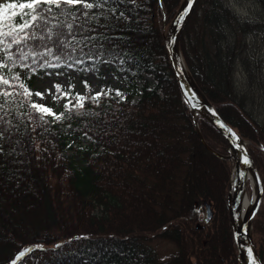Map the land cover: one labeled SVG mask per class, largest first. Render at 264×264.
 I'll list each match as a JSON object with an SVG mask.
<instances>
[{"label": "trees", "instance_id": "obj_1", "mask_svg": "<svg viewBox=\"0 0 264 264\" xmlns=\"http://www.w3.org/2000/svg\"><path fill=\"white\" fill-rule=\"evenodd\" d=\"M168 1L136 0L135 5L122 6L132 19L120 21L124 37L120 44L134 57L125 64L115 63L123 72L125 84L118 88L126 99L116 95L117 88L102 86L104 92L111 89V95L99 98V104L86 101L87 113L46 124L43 131L37 128L35 133L24 129L23 125L31 122L23 118L21 132L4 145L16 151L0 154V264L10 263L23 247L17 240L26 236L33 244H44L42 250H57L59 247L52 246L59 243L66 248L56 259L30 264L118 263L120 252L134 255L137 250L144 253L142 264H240L227 222L225 191L218 206L206 190L210 183L197 177L205 151L167 60L165 27L180 0ZM248 1L256 9L253 16L244 18L228 0H197L182 30L179 48L195 84L219 115L241 136L251 139V134L256 137L257 133L264 138V123L254 114L258 100L264 118V51L260 52L264 0ZM3 2L7 0H0ZM130 65L132 70L125 71ZM237 67L244 77L242 86L236 83ZM47 70L29 75L27 68L11 64L0 68V74L9 79H13V71L19 74L11 84L16 89L13 95H19L25 91L21 83L32 90L36 77ZM144 74L152 75L154 83ZM87 89L85 94L90 95ZM61 92L75 93L61 87L56 95ZM23 99L9 101L8 110L16 120L21 117L11 105H19ZM68 99L76 98L64 101ZM64 105L58 112L65 111ZM19 111L30 109L23 106ZM198 119L204 139L208 142L210 129L225 146L219 149L225 154L224 137L202 117ZM84 132L89 133L86 142L81 139ZM37 144L41 147L38 154ZM210 158L214 166L220 162L226 169V161L213 155ZM60 181L64 187H59ZM202 198L212 209L210 224L204 221ZM194 220L193 226L189 225ZM157 230L156 236L177 244L176 253L166 260H158L153 250L133 242L143 239L141 233ZM81 233L88 238H79ZM252 239L264 263V231L257 236L252 231ZM91 249L101 252L99 262L81 258ZM18 264H24L23 260Z\"/></svg>", "mask_w": 264, "mask_h": 264}, {"label": "snow or ice", "instance_id": "obj_2", "mask_svg": "<svg viewBox=\"0 0 264 264\" xmlns=\"http://www.w3.org/2000/svg\"><path fill=\"white\" fill-rule=\"evenodd\" d=\"M162 2V0H161ZM127 3L135 5L136 0H7L0 3V68H10L11 64H16L20 68H27L29 75L36 73L38 69L46 68H79L85 65L86 61H99L100 63H120L125 64L132 61L134 57L129 50L121 47L120 41L123 40V29L119 27L120 21H129L132 18L125 14L122 7ZM194 0H186L187 6L182 9L180 19H183L192 8ZM142 6V5H137ZM112 25H116L115 28ZM119 29V31H117ZM174 39V38H173ZM103 57H112L111 60ZM7 58V63L5 62ZM29 61L30 64H26ZM96 69V64L90 65ZM133 66L125 69L132 70ZM82 70H88V66ZM52 75V72L46 73ZM61 75V72L54 73ZM19 74L13 71V79L6 78L0 74V84L8 87H0V154L9 155L15 152V147L5 148L6 143H12L14 134L21 132L23 118L30 123L23 125L28 133H35L39 128L44 130L46 124L55 123L61 120H70L73 116L83 115L88 112L85 102L92 100L99 104L102 96H110L111 89L104 92L100 91L86 95L81 92H61L64 97L75 96V101L68 99L65 101V111L56 112L47 104L38 103L31 99L32 90L23 83L21 87L25 91L19 95H13L16 89L11 87L13 80ZM86 88H90L87 80H84ZM69 88L73 85L69 84ZM57 90L61 85L56 84ZM116 95L120 99H126L122 90L115 89ZM37 96L43 93L37 91ZM20 104H12L16 108V120L9 111V101L19 99ZM27 106L30 111L20 112L19 108ZM39 115H33L32 113ZM93 115L95 113L93 112ZM12 117V118H8ZM52 119H49V118ZM70 126V125H69ZM91 131V129H89ZM88 136V132L83 133ZM90 139L93 137H89ZM15 144H20V139L15 140ZM39 149V144L36 145ZM264 148V145H261ZM244 162L251 164L250 157L245 154ZM257 181L261 177H255ZM79 238L87 239L88 234L81 233ZM71 239V238H70ZM60 245H53L58 248ZM43 248L44 245H36ZM29 249H25L27 252ZM252 248L248 249L250 264H256L255 257L252 255ZM15 264V261H10Z\"/></svg>", "mask_w": 264, "mask_h": 264}, {"label": "rangeland", "instance_id": "obj_3", "mask_svg": "<svg viewBox=\"0 0 264 264\" xmlns=\"http://www.w3.org/2000/svg\"><path fill=\"white\" fill-rule=\"evenodd\" d=\"M171 1L172 0H169L168 4L171 3ZM183 1L184 0H180L179 6L182 4ZM228 2L231 4L232 9L238 15H240L241 17H244V18L248 17V16H253L252 13L254 14L255 9H256L255 5L253 3H251V1H248V0H228ZM179 6H178V8H179ZM178 8H177V10H178ZM168 26H169V24L165 27V34H166ZM165 34H164V36H165ZM261 49L262 50H260V52L263 53L264 44L261 45ZM93 63L96 64V68H98V71H96V69H93L90 67V65H92ZM86 66H88V70H86V71L82 70ZM236 69H237L236 83L238 84V86H242L244 84L243 74L239 71L240 68L237 67ZM48 72H52L53 74L47 75L46 73H48ZM56 72H61V75H58V76L55 75L54 73H56ZM144 77L147 79V81H149V83H154V78L152 75L144 74ZM84 80H87L88 84L90 85V88L87 89L89 91L90 95L93 92L100 91L102 86H105V88H107V87L118 88L120 86H124V84H125L124 79H123V72L117 68L115 63H112V62L100 63V62H96V61H86L85 65H82L79 68H73V69L66 68L64 71H62L61 68H48L47 71L42 72L40 75H38L36 77V79L34 81V84L32 86L31 99L35 100L38 103L47 104L48 106L52 107L54 109V111L58 112V111H60V108L63 105L66 97H64L62 95H60L59 97H56V91H57L56 84H60L61 87H63L64 90L67 91V90H69L68 86L71 83V85H73V87H71V89L73 91L81 92V93L85 94V88L86 87H85V84L83 83ZM37 91L43 93V95L37 96L35 94ZM259 102L260 101H258V100L256 101V105H255L256 107L254 106L255 107L254 108L255 109L254 114L259 121L264 123V118H263V114L261 111L262 108H261ZM190 114H191V112H190ZM191 116H192V114H191ZM197 116H198L197 118H195V117L193 118V116H192L193 122H194L193 125H194L195 132H196L195 122L197 123V127L200 131V126L198 125L199 124L198 123L199 115H197ZM208 130H209V132L207 133L208 142L204 139V137L200 131V133H201L204 141L206 142V144L213 151H215L219 154H222V155H227L228 154L227 153L228 152L227 141L225 140L227 143V146L225 148V154H224L221 152V150L219 151V149L223 148L225 146L220 144L219 138L216 137L214 135V133L211 132L210 129H208ZM258 134L259 133L256 134V137L253 134H251L253 140H251L252 138L250 139V138L243 137L240 134L239 135L241 136V138L243 139V141L245 142V144L247 146V149L251 155V158H252L253 163L255 165V168L259 174V177H261L262 186L264 187V148L261 147V145H264V138H262V136H260ZM196 135H197V133H196ZM87 138H88L87 136H83L81 139H82V141L84 140V142H86ZM197 139L200 142L198 136H197ZM200 144L202 145L201 142H200ZM202 146H203L204 151H205V152H203V154H204L203 157H205L204 158L205 160H204V164H201L200 167H198L197 177L200 178V180L203 179V180H206L210 183V185H211L210 189L207 188L206 190H208V192H210V194H212L215 201L217 202V205L219 206V204L221 203V196H222L223 190L225 191V194H226L225 197L226 198H228L231 195V189L229 186V178H230V173L232 171L231 168L233 166V162L230 159H223L224 161H226V163L228 165V166L226 165V169L223 168V164H221L220 162L219 163L215 162V166H214V164H212L210 162V159H211L210 155H213V156H215V155L211 151L207 150L204 147V145H202ZM39 150L40 151H38L37 154L41 152V147ZM61 175H63V173ZM226 175L228 177V178H226L227 185L224 186ZM59 187H64L62 181H60ZM202 200H204V199L202 198ZM32 201H34V199H31L30 202H32ZM203 209H204V207H203ZM211 219H212V216H211L210 220ZM195 220L190 221L189 225L193 226V223H195ZM211 222H212V220L210 221V223ZM227 222H228V225H229L230 231H231L230 218H229L228 214H227ZM184 223H186V222H184ZM186 224H188V223H186ZM197 224H199V223H197ZM251 224H252V228H253L252 231H253L254 235L257 236L259 233L262 232V230L264 231V228H263L264 226H262V225H264V202L261 204V206L259 208V215L257 216V218L255 220H253V222H251ZM209 227H210V225L208 226V228ZM52 231H54L53 233H56L55 230H52ZM159 233H160V230L154 231V232H152V234L146 233V232L141 233L139 236L142 237L143 239L139 238L138 245L140 246V244L141 245L144 244L145 246L151 247V249H153V251L152 250L151 251L153 252V254H155V257H157L158 260H166V258H168L169 256L176 253L177 244L174 243L168 237L165 238L162 236H156ZM30 239L31 238H29V236H26V237H23V240H17V242H19V243L21 242V245L23 244V247H22V250H20L19 252H17L14 255L12 260H14L15 263L21 259L23 260L24 264H30V263L35 262V261L38 262V261H41L42 259H46V258L47 259H53V258L56 259L59 257L60 254L66 252L65 246L61 245V243H59V245H61V246H59V248L57 250L49 249L47 246H46L47 247L46 250H42V248L36 247V245L42 244V243L38 242V244H33ZM232 240H233V238H232ZM201 241L203 243L206 241V239L204 238V235H203ZM24 243H28V244L25 245ZM233 244H234V242H233ZM42 245H44V244H42ZM20 247L21 246H18L17 248H20ZM26 248L29 249L27 252L24 251ZM141 255L143 256L144 253L140 252V251L138 252V250H137V252L134 253V255H132L128 252H120L117 256V259L119 262L118 263H109V264H142L139 262V258L141 257ZM80 256L84 262H87V261L88 262L89 261L99 262V260L101 258V252L97 249H91V250L87 251L86 253L81 254ZM193 256L194 255L191 254L192 258H193ZM142 260L143 259H141V261Z\"/></svg>", "mask_w": 264, "mask_h": 264}, {"label": "water", "instance_id": "obj_4", "mask_svg": "<svg viewBox=\"0 0 264 264\" xmlns=\"http://www.w3.org/2000/svg\"><path fill=\"white\" fill-rule=\"evenodd\" d=\"M196 2L197 0H194L193 6L190 9L189 13L186 14L183 19H180L182 9L187 6L186 0H184L176 11L174 17L170 21L166 34L164 36V45L166 48L167 60L176 80L179 91L186 104L188 105L193 118L197 115L201 116L204 120L210 123L228 143L227 155H222L213 151L204 141L197 127V123L195 122L196 133L202 145H204V147L207 150L211 151L215 156L221 159H230L233 161L234 184L232 193L229 196L231 200V203L229 204L230 226L233 233L234 243L238 250L239 262L241 264H250L248 249L252 248L253 250V247H251V245H249V243L247 242V227L249 224H251L253 214L259 208L263 196L262 183L261 179L259 181L255 179V177L259 176V174L255 168L245 142L243 141L239 133H237L235 129L227 124V122L219 115V113L207 99L205 94L197 87L189 71L186 70L187 68L185 69V67L183 66L184 62L182 63L179 57V39L185 24L192 14ZM245 154H247L251 159L250 165L244 162ZM246 169H251L254 175L256 185V198L249 216L242 222L240 226H238L236 221V208L239 203L240 194L243 188L244 173ZM205 207V221L207 222L210 219L211 210L208 203H205ZM252 255L255 257L256 264H263L258 259L254 250L252 251Z\"/></svg>", "mask_w": 264, "mask_h": 264}, {"label": "bare ground", "instance_id": "obj_5", "mask_svg": "<svg viewBox=\"0 0 264 264\" xmlns=\"http://www.w3.org/2000/svg\"><path fill=\"white\" fill-rule=\"evenodd\" d=\"M179 51H180V48H179ZM179 57L181 59V62L183 63L184 60H183V57L181 55V52H179ZM182 57V58H181ZM183 60V61H182ZM185 64V63H184ZM183 64V66L185 67V69L187 68L185 65ZM188 70V69H186ZM56 97H59L56 95ZM65 102V101H64ZM64 104V103H63ZM197 116H195L196 118ZM233 162V161H232ZM232 171L230 173V178H229V186H230V189H231V193H232V189H233V184H234V167L232 166ZM263 188V196H264V187L262 186ZM256 185H255V180H254V175L251 171V169H246L245 170V173H244V183H243V188H242V191H241V194H240V199H239V203L237 205V208H236V211H237V214H236V221H237V225L240 226L242 224V222L249 216L250 214V211L254 205V201H255V198H256ZM262 196V199H261V202H260V205H259V208L261 206V204L264 202V197ZM230 198L228 197L227 198V201H226V204H227V214L229 215V204L231 203L230 202ZM202 206H204V209L206 208L205 207V203H208L206 202V200H202ZM209 204V203H208ZM209 208L211 210V216H212V209L210 207V204H209ZM259 208L257 209V211L253 214V217L251 219V222H253L254 218L257 216L258 212H259ZM203 209V210H204ZM199 211H202V208L199 207ZM210 216V218H211ZM205 218H206V211L204 210V221H205ZM210 220V219H209ZM209 220L205 223H208ZM164 228V227H163ZM199 227H197L198 229ZM252 224H249L248 227H247V242L249 243V245H251V247H253V250L255 252V254L257 255L258 259L262 262L261 258L259 257L258 255V252L257 250L255 249V245L253 243V239H252ZM231 235H232V238H233V233H232V229H231ZM135 243H138L139 240H135L134 241ZM233 242H234V239H233ZM234 245V248H235V259L237 261H239V254H238V250H237V247L235 245V243L233 244ZM140 248L142 249H147V250H153L151 249V247L149 246H145L144 244L140 245ZM247 255V253H246ZM142 258H139V262L142 263L141 261ZM19 262V261H18ZM18 262H16L15 264H18ZM240 263V262H239ZM263 263V262H262ZM241 264V263H240ZM264 264V263H263Z\"/></svg>", "mask_w": 264, "mask_h": 264}]
</instances>
